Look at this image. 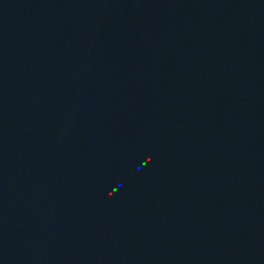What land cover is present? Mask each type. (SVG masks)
<instances>
[{"label": "water", "instance_id": "water-1", "mask_svg": "<svg viewBox=\"0 0 264 264\" xmlns=\"http://www.w3.org/2000/svg\"><path fill=\"white\" fill-rule=\"evenodd\" d=\"M0 264H264V0H0Z\"/></svg>", "mask_w": 264, "mask_h": 264}]
</instances>
